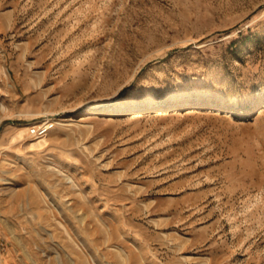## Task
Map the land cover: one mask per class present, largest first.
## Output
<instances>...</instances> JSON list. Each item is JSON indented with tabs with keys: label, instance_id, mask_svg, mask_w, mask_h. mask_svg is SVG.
Returning a JSON list of instances; mask_svg holds the SVG:
<instances>
[{
	"label": "rangeland",
	"instance_id": "374dc122",
	"mask_svg": "<svg viewBox=\"0 0 264 264\" xmlns=\"http://www.w3.org/2000/svg\"><path fill=\"white\" fill-rule=\"evenodd\" d=\"M0 264H264V0H0Z\"/></svg>",
	"mask_w": 264,
	"mask_h": 264
},
{
	"label": "built area",
	"instance_id": "2783aa9c",
	"mask_svg": "<svg viewBox=\"0 0 264 264\" xmlns=\"http://www.w3.org/2000/svg\"><path fill=\"white\" fill-rule=\"evenodd\" d=\"M54 126H55L54 122L43 121L42 123L38 125L31 126L29 128V133L32 136L41 138V137L46 136L54 128Z\"/></svg>",
	"mask_w": 264,
	"mask_h": 264
},
{
	"label": "bare ground",
	"instance_id": "6f19581e",
	"mask_svg": "<svg viewBox=\"0 0 264 264\" xmlns=\"http://www.w3.org/2000/svg\"><path fill=\"white\" fill-rule=\"evenodd\" d=\"M142 116H143V113L134 112V113H131L128 118L132 119V120H135V119L141 118ZM89 118L96 119V116L95 115H89L88 117L83 118L81 121L88 122L89 120H91ZM16 253H19V252H16Z\"/></svg>",
	"mask_w": 264,
	"mask_h": 264
}]
</instances>
